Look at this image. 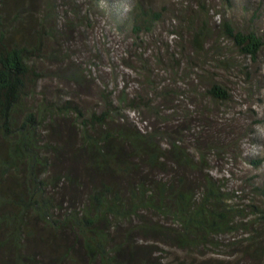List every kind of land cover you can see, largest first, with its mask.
<instances>
[{
    "label": "trees",
    "instance_id": "trees-1",
    "mask_svg": "<svg viewBox=\"0 0 264 264\" xmlns=\"http://www.w3.org/2000/svg\"><path fill=\"white\" fill-rule=\"evenodd\" d=\"M89 2V10L106 12L102 0ZM199 7L208 11L203 1ZM37 8V0H0V264H170L168 247L188 256L178 264L262 258L264 208L232 203L238 195L209 167L230 145L200 139L201 128H212L213 104L231 98L210 70L224 61L206 50L207 21L191 16V39L182 37L167 60L159 55V67L136 44L129 64L138 84L127 92L117 94L89 68L88 106L81 95L58 93L63 89L52 97L38 91L47 73L37 62L64 60L58 45L65 31L45 24L57 4L46 13ZM166 9L135 0L115 28L143 43ZM81 11L68 19L76 27L88 20ZM263 13L254 10L252 24L240 29L225 16L221 22L223 35L252 62L264 48V27L254 24ZM92 21L89 11V28ZM76 70L74 80L85 74ZM251 188L264 200V181Z\"/></svg>",
    "mask_w": 264,
    "mask_h": 264
},
{
    "label": "rangeland",
    "instance_id": "rangeland-1",
    "mask_svg": "<svg viewBox=\"0 0 264 264\" xmlns=\"http://www.w3.org/2000/svg\"><path fill=\"white\" fill-rule=\"evenodd\" d=\"M133 1L135 0H102V5L106 9L103 13L102 10L96 8V10H89L92 4L89 0H37L39 11L44 10L45 13L48 8L57 4L58 8L55 12L48 13L49 17L45 24L48 28L62 26L65 31L60 36L62 42L58 45L61 58L64 60L51 62L47 59L37 62L39 68L47 73V78L42 79L39 84L38 91L41 96L52 97L60 93L79 98L81 95L80 98L82 97L83 102L89 106V103L94 102L93 99L89 100V94L92 93L89 89V68H92L102 83L111 89H116L117 94L122 89L126 92L132 90L138 84L136 80L138 75L129 64L137 49L136 44L141 46L138 47V51L147 49L149 66L159 67L157 64L159 55L167 60L172 56L173 51L177 50L182 37L191 39L187 26L191 16L200 15L204 21H207L209 28V35L205 39L206 50L209 54L216 55L220 61H224L220 63L219 68L210 64V70L215 71L217 77L228 87L231 96L226 103L213 104L215 106L214 116L207 118V120L211 118L209 122L212 128H201L202 138L200 139H203V145H207L213 138L223 139L224 146L230 145L229 149L225 150V153L228 151L227 156L225 153H215V156L211 157L210 173L221 179L231 192L238 195L232 203L247 204L253 200L254 203L264 208V200L251 188L252 184H261L264 181V162L258 166L251 163L253 159H264V48L259 57L252 62L249 57L238 51L228 37L223 35L221 27L224 16L232 20L238 29L249 26L252 24L250 14L254 10L261 8L264 12V0H233L235 5L239 6L238 9L227 7L226 0H146L147 3H152L157 8L163 6L167 9L163 22L159 23L154 37H144L143 43H137L130 30H116L115 28L116 25L126 21L128 9ZM202 1L207 4V12L198 10ZM243 5L247 7L250 14L241 10ZM77 8L82 10L80 14L83 17L88 18V20L83 18L84 20H81L78 27L74 25V22L68 21V19H75L76 15L73 13ZM89 11L93 19L90 28L87 25ZM35 13L38 15V11ZM66 15L65 22L64 16ZM254 24L264 27V13L260 19L255 20ZM183 30H185L184 33ZM52 44L54 45V42ZM158 45L161 46L156 47ZM54 46L57 47V44ZM190 50L192 52L193 47ZM206 56L210 57V55ZM201 59L199 58V61ZM77 67L85 71V74L74 80L72 72H80L76 70ZM58 74L62 75L59 77ZM164 77H166L165 74ZM56 89H63V92L57 93ZM219 118L220 121H217ZM220 132L223 136H220ZM209 153L211 156L212 153ZM245 213L248 218L256 217L250 208ZM254 223L257 225L255 221ZM225 238L228 239V237ZM163 256L170 264H178L188 258L184 251L172 247L166 248ZM236 263L233 262V264ZM238 264H264V256L255 260L246 254L244 258L241 257L238 260Z\"/></svg>",
    "mask_w": 264,
    "mask_h": 264
}]
</instances>
